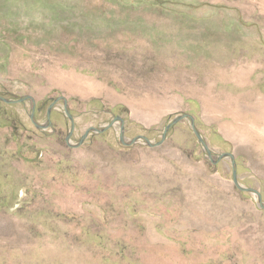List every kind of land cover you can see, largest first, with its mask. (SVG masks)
<instances>
[{"label": "rangeland", "instance_id": "rangeland-1", "mask_svg": "<svg viewBox=\"0 0 264 264\" xmlns=\"http://www.w3.org/2000/svg\"><path fill=\"white\" fill-rule=\"evenodd\" d=\"M0 96L47 126L0 101V264H264V209L188 119L72 146L189 114L264 203V0H0Z\"/></svg>", "mask_w": 264, "mask_h": 264}, {"label": "water", "instance_id": "water-1", "mask_svg": "<svg viewBox=\"0 0 264 264\" xmlns=\"http://www.w3.org/2000/svg\"><path fill=\"white\" fill-rule=\"evenodd\" d=\"M25 100H30L31 102V113H30V120L32 122V124L35 126V127H38V128H45L47 127L46 125L44 124H36L34 121H33V114H34V108H35V102L33 100L32 97L30 96H26V97H23V98H18V99H6L2 96H0V101L6 103V104H13V103H22L24 102ZM58 100H62L63 102V109H64V112L66 113V115L68 116L70 122H71V126H70V129H69V132H68V135L66 137V142L69 144L68 140H69V136L70 134L72 133L73 131V128H74V123L72 121V118L70 116V114L68 113L67 109H66V100L63 98V97H60V98H57L56 100H54L50 107L54 106V104L58 101ZM50 109V108H49ZM184 119H188L190 121V127H191V130L193 132V134L195 135L197 141L202 145V147L204 148L209 160L212 162V163H217L219 161H221L222 159H225V158H229L230 161H231V165H232V181H233V184L236 186V188L242 192H248V193H252L254 195L257 196V200H258V205L261 209H264V203H262L261 201V196H260V193L253 189V188H246V187H242L237 179H236V175H235V171H234V155L232 153H222V154H219L217 156V159L214 161L212 160V152L210 151L208 145L205 143L203 137L201 136V134L196 130L195 128V123H194V119L191 115L189 114H179L177 116H175L163 129L162 131V134H161V139L158 141V142H152L150 141L147 137H145L144 135H138L132 139H130L129 141H126L124 139V127H123V119L120 118L119 116L117 117H114L106 126H104L103 128H94V127H91V128H88L85 133L82 135L81 139L75 144V145H72L73 147H79L80 145L83 144L84 140L87 138L88 134L90 132H94V133H104L105 131H107L108 129H110L115 123H119L120 124V127H119V141L121 142V144L125 147H131L133 146L134 144L138 143V142H145V144L148 146V147H158L160 146L166 139V136H167V132L168 130H170L173 126H175L176 124L180 123L182 120Z\"/></svg>", "mask_w": 264, "mask_h": 264}, {"label": "crops", "instance_id": "crops-1", "mask_svg": "<svg viewBox=\"0 0 264 264\" xmlns=\"http://www.w3.org/2000/svg\"><path fill=\"white\" fill-rule=\"evenodd\" d=\"M176 147H178V143H176Z\"/></svg>", "mask_w": 264, "mask_h": 264}]
</instances>
